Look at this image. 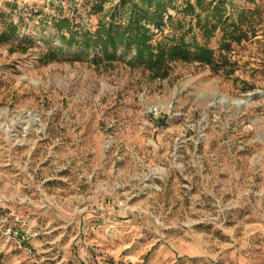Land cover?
<instances>
[{"label":"rangeland","instance_id":"374dc122","mask_svg":"<svg viewBox=\"0 0 264 264\" xmlns=\"http://www.w3.org/2000/svg\"><path fill=\"white\" fill-rule=\"evenodd\" d=\"M95 1L0 0L1 264H264V0H175L155 40L191 23L204 46L218 10L223 65L166 78L60 43L54 21L94 33L129 8Z\"/></svg>","mask_w":264,"mask_h":264},{"label":"trees","instance_id":"16d2710c","mask_svg":"<svg viewBox=\"0 0 264 264\" xmlns=\"http://www.w3.org/2000/svg\"><path fill=\"white\" fill-rule=\"evenodd\" d=\"M175 0H120L122 7L129 6L123 13V17L116 22L113 15H105L103 20L111 19L109 24L105 22L97 26L94 33L78 28L75 31L70 20L62 19L54 21V27L59 34V41L62 45L69 48L80 46L85 52V56L89 57V51L95 50L101 54V59L105 63L116 61L119 57L117 51L128 54L131 51L128 64L130 66L143 67L145 70L156 75L159 78H166L170 71V65L173 63L192 64L197 63L202 66L209 67L213 70H219L223 64H215L214 52L208 47V43L218 29L223 28L227 24L222 18L221 12L214 10L216 14L215 23L208 26V17L212 15L211 12L205 17L202 23L199 19L194 23L196 28L203 31L205 38V45L199 46L194 36H192L188 29L191 26L188 24V29L184 31V26L177 23V28L180 30L172 36H163L161 42H157L155 37L162 34V29L166 27L163 21V16L167 17L168 28H174L172 18L168 15V8H170ZM106 0H99L94 2L93 10L97 13L103 11V5ZM201 2L197 0L196 7L199 8ZM185 16H195V8L186 1V8L183 11ZM232 25V24H231ZM151 27L156 28V34H152ZM239 25H232L233 31L238 30ZM16 27L10 26L9 36H0L1 42H8L11 36L15 35ZM80 40L77 41V37ZM243 38V36H242ZM227 35H223V42L221 48L227 52L230 49V42ZM236 43H240V35L232 38ZM235 39V40H234ZM61 50H53L47 52L43 60L55 61ZM82 55H74L73 59L79 61ZM96 63V62H95ZM1 264V259H0Z\"/></svg>","mask_w":264,"mask_h":264},{"label":"bare ground","instance_id":"6f19581e","mask_svg":"<svg viewBox=\"0 0 264 264\" xmlns=\"http://www.w3.org/2000/svg\"><path fill=\"white\" fill-rule=\"evenodd\" d=\"M248 101H249V98L246 97L244 99H241V100H227L226 98H223L221 97L218 102L221 103V104H230L232 105L234 108H240V107H243L245 105L248 104ZM213 104V103H212ZM210 104V105H212ZM166 110L169 109V106H167L165 108Z\"/></svg>","mask_w":264,"mask_h":264},{"label":"water","instance_id":"95a60500","mask_svg":"<svg viewBox=\"0 0 264 264\" xmlns=\"http://www.w3.org/2000/svg\"><path fill=\"white\" fill-rule=\"evenodd\" d=\"M248 98L250 99V98H251V96H248Z\"/></svg>","mask_w":264,"mask_h":264}]
</instances>
